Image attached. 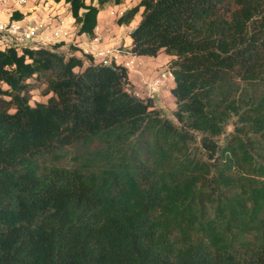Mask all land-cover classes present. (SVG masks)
<instances>
[{"label": "trees", "instance_id": "trees-1", "mask_svg": "<svg viewBox=\"0 0 264 264\" xmlns=\"http://www.w3.org/2000/svg\"><path fill=\"white\" fill-rule=\"evenodd\" d=\"M53 1L90 38L123 2ZM137 14L125 49L169 56L173 119L123 65L0 49V264H264V0H139L116 22Z\"/></svg>", "mask_w": 264, "mask_h": 264}, {"label": "built area", "instance_id": "built-area-1", "mask_svg": "<svg viewBox=\"0 0 264 264\" xmlns=\"http://www.w3.org/2000/svg\"><path fill=\"white\" fill-rule=\"evenodd\" d=\"M28 0H0V49L10 46L33 45L50 46L54 41L70 34L66 25V14L52 11L44 16L33 15L22 18H12L17 7L27 3ZM7 18V19H6ZM83 51L91 54L98 62L106 65H123L126 68L134 66L133 57H123V53L133 54L121 46L101 45L100 36L94 34ZM171 73L163 72L161 77L150 81L149 86L154 90ZM137 95V93H136Z\"/></svg>", "mask_w": 264, "mask_h": 264}, {"label": "crops", "instance_id": "crops-1", "mask_svg": "<svg viewBox=\"0 0 264 264\" xmlns=\"http://www.w3.org/2000/svg\"><path fill=\"white\" fill-rule=\"evenodd\" d=\"M127 0H123L120 4L115 5H107L103 9H101L97 16V25L95 27V34L100 36L101 45H115L121 46L123 49L128 47L131 44V38L128 34V31L135 25V23L139 19V14L135 16L133 21L129 25H119L116 22L117 17L123 13L131 4L126 2ZM137 3V2H136ZM135 4V3H133ZM68 5L63 1L54 2L53 0H28L26 4L17 7L18 12L22 14V17L40 15L44 16L47 12L52 11L53 13L58 12L62 14H66V25L70 29V34L68 36H63L60 39L54 41V44H58V50L63 52H69V46L73 45L80 49H83L88 42L90 41V37L83 34L75 33V26L73 24V18L68 11ZM118 6L126 7L125 10L121 11L116 17L111 16V12L116 10ZM7 19V18H6ZM51 44V45H54ZM50 45V46H51ZM79 54L80 51L78 50ZM123 57H133L134 61L138 62L134 64L133 67L128 68L129 79L132 83V89L134 92L140 90V86L145 80L150 76L153 69L155 68V64L151 63L149 60L151 57L156 56H148V55H132L130 56L128 53H123ZM168 80L169 84L167 85L170 91V88L173 86V78L169 76Z\"/></svg>", "mask_w": 264, "mask_h": 264}, {"label": "rangeland", "instance_id": "rangeland-1", "mask_svg": "<svg viewBox=\"0 0 264 264\" xmlns=\"http://www.w3.org/2000/svg\"><path fill=\"white\" fill-rule=\"evenodd\" d=\"M139 0H127L126 2L129 4H133L138 2ZM126 7L124 6H118L116 10H113L111 12V16L116 17L118 14H120L121 11L125 10ZM169 60V56L161 52L159 53L156 57H151L149 60L151 63L155 64V68L153 69L152 73L150 76L145 80L144 83H142V86L139 85L140 90L137 91V95L141 98H147V97H152L155 107L160 108L161 111L164 113V115L174 118L173 117V110L176 108L175 104V98L172 95V93L169 91L168 88V80L170 77L168 76L165 80H163L159 86L154 90L150 89L149 83L150 81H153L156 78L161 77L163 72H167V63ZM138 62L135 61L134 64ZM174 84V83H173ZM47 95H44L41 93L39 89H34L32 90V98L30 102L34 104L37 101L45 102L47 100ZM232 126H228V130H231ZM78 148L72 146L66 151V160L72 161L75 156H77L79 153Z\"/></svg>", "mask_w": 264, "mask_h": 264}, {"label": "clouds", "instance_id": "clouds-1", "mask_svg": "<svg viewBox=\"0 0 264 264\" xmlns=\"http://www.w3.org/2000/svg\"><path fill=\"white\" fill-rule=\"evenodd\" d=\"M134 55V54H133ZM128 69V68H127ZM136 93V92H135ZM138 96V95H137Z\"/></svg>", "mask_w": 264, "mask_h": 264}]
</instances>
